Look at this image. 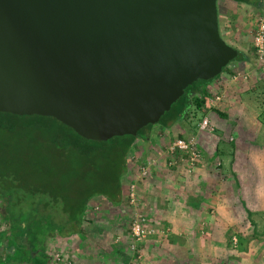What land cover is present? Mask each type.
I'll return each mask as SVG.
<instances>
[{"label": "water", "instance_id": "obj_1", "mask_svg": "<svg viewBox=\"0 0 264 264\" xmlns=\"http://www.w3.org/2000/svg\"><path fill=\"white\" fill-rule=\"evenodd\" d=\"M237 54L217 0H0V111L134 135Z\"/></svg>", "mask_w": 264, "mask_h": 264}, {"label": "crops", "instance_id": "obj_2", "mask_svg": "<svg viewBox=\"0 0 264 264\" xmlns=\"http://www.w3.org/2000/svg\"><path fill=\"white\" fill-rule=\"evenodd\" d=\"M253 8L232 0H217L219 31L229 44L247 56L246 59L237 60L243 64L246 72H249L246 68L250 43L254 50L252 35L247 34L250 28L248 14ZM261 9H264V0ZM231 62L206 84L211 93L220 91L223 94V98L213 106H207L206 97L204 101L208 110L203 116L209 117L210 124L217 131L200 129L198 123L201 119H186L169 126L154 123L142 132L143 137L135 139L130 148L137 157L140 156L141 163L150 162V168L145 177L138 178L136 165L135 168L129 166L123 178L124 193L128 186L124 179H129L128 182L135 180L139 188V205L157 227V233L139 242L136 249H131V213L126 194L125 200L117 205L95 196L87 205L81 231L54 235L39 252L27 244L22 254L20 251L23 248L19 247L18 242L17 247L13 248L11 238L3 239L0 243V264H259L256 245L241 240L248 238L249 231H254L259 211L264 213V114L255 111L251 105L250 110L245 103L240 104L244 109L236 112L239 106L234 100L243 96L247 86L239 81L244 79L241 76L231 79ZM229 118L232 122L241 123L236 130L235 140H231V147L223 142L224 133L220 131L223 129L222 119ZM250 122L255 125V131L252 129L250 140L243 142L239 138L244 132H250ZM189 130L192 133L195 131L202 151V158L191 173H187L183 166H168L165 151L166 143L174 135H185ZM215 153L221 157L224 155L226 166L219 168L215 166L216 163L212 164ZM230 178L233 183L229 181ZM227 180L230 187L232 184L237 186L239 197L231 195L229 199L227 192H224L223 182ZM236 200L245 210H239L236 207L239 205L231 207L242 214L238 221L234 220L236 217L229 210V203ZM246 218L252 222L247 234L236 224L244 222ZM233 223L237 226L238 239L232 236V245L238 253L231 257L228 251L232 246L227 235ZM2 228L3 225L0 226ZM56 252L60 253V259L55 257Z\"/></svg>", "mask_w": 264, "mask_h": 264}, {"label": "trees", "instance_id": "obj_3", "mask_svg": "<svg viewBox=\"0 0 264 264\" xmlns=\"http://www.w3.org/2000/svg\"><path fill=\"white\" fill-rule=\"evenodd\" d=\"M232 1L257 9L263 6V0ZM246 57L238 49L232 60ZM214 77L188 84L155 123L169 126L186 119L193 121L192 111L201 115L194 121L200 120L206 84ZM152 124L142 126L134 135L98 140L81 136L50 115L0 111V226L4 227L0 229V243L11 238V247L16 248L18 242L23 248L21 254L27 244L39 252L50 237L82 230V218L91 198L100 196L115 205L122 203L130 148ZM26 200L36 205L34 212L22 210L20 206ZM60 215L63 230L55 227Z\"/></svg>", "mask_w": 264, "mask_h": 264}, {"label": "rangeland", "instance_id": "obj_4", "mask_svg": "<svg viewBox=\"0 0 264 264\" xmlns=\"http://www.w3.org/2000/svg\"><path fill=\"white\" fill-rule=\"evenodd\" d=\"M247 10H248V8L245 9L244 12L247 13ZM248 15L250 16L249 17V24H250L249 26H250V28H248V31H247L248 33L247 34L249 36H251L252 32H253L254 25H255V20L257 19V17H259V16L264 17V9L257 10L255 8H253V9L250 10ZM249 46L251 47V49L247 50L248 51V55H249V64H248V67L246 68L249 71L248 72V76H247L246 79H242V80L240 79L239 80V81H242V84L247 86V90L244 91L243 96L241 95V97H238L237 99H235L234 103L239 106V109H236V112H237V110L239 111L241 108L244 109V107H241L240 104H244L245 103V105H247L249 109H250V105H251V107L252 106L254 107L255 111H259V112H262V114H264V63H261V62H259L257 60L256 54H255L254 50L252 49L251 43L249 44ZM230 66H232V68H235L236 70H241V71H244V68H245V67H243V64H241L240 62H237V60H232ZM210 94H211V91L207 90V88H206V96L205 97L207 98L208 96H210ZM205 110H208V109H207V107H205V104H204V114L206 112ZM197 114H198L197 112H195V113H194V111L191 112L192 120L199 119V117L201 115L198 117ZM224 117H226V116H224ZM224 117H222V118H224ZM227 120L222 119L223 123L221 124V126H223V129L221 128L220 131L222 133H224L223 134V137H224L223 142H227V144H228L227 146L231 147V144H232L231 140H235V138H236L235 137L236 130H237V128H239L241 123L240 122H236V123L232 122L230 118L227 119ZM262 123H263V136H262V139L264 140V122H262ZM224 124H225V126H224ZM254 127H255V125L250 122L249 123V127H248L250 129V132H249L250 134L244 132L242 134L241 138H239V139L242 140L243 142L249 141L250 138L252 137L251 130L253 129L255 131ZM213 131H217L216 128L213 129ZM190 135H194L195 136V131L192 133V130H189L185 134V136H190ZM174 136H176V135H174ZM196 137L197 136H195V138ZM237 138H238V134H237ZM196 140H197V138H196ZM197 143H198L199 147L201 148V144L198 142V140H197ZM208 147L210 149L211 145L208 146ZM132 154H134V153L130 151L129 152L128 161L131 162V163L129 164V166L131 168L132 167L135 168V165H136V171H137L138 170V165L141 163L142 160L140 159V156L137 157V159L131 158ZM134 155L136 156V154H134ZM212 157H214V159L212 160V162H213L212 164L216 163V165H215L216 167L221 168V167L226 166L227 159L224 157V155H222V157H221L220 154H216V155H212ZM217 163H220V164L217 166ZM130 171H129V174H130ZM179 176L183 177L181 173H179ZM124 180L127 181L126 184L128 185L129 184V182H128L129 179L126 178ZM229 181H231L233 183L231 178H230ZM223 184H224V192H227V194L229 195V199L232 198L231 195H233L234 198H236L237 196L239 197V194L237 192V190H238L237 186L234 187V185L232 184L231 187H230V184L228 183V180L224 181ZM232 186L234 188H232ZM137 192L139 194V188L138 187H137ZM30 198H32V197H28V199H30ZM229 205H230L229 206V210L233 211V213H234V215L236 217V218H234V220H236V221L241 220L242 214L237 212V210L235 208H231L233 206L239 205V206H236V207L239 210H243L245 212V210L241 208L240 202L239 201L237 202V200H236L232 204L229 203ZM20 207H22V210H24V213L34 212V210L36 209V205L31 206L29 204V200H26V203H24ZM129 208H130V213H131L132 212L131 206H129ZM49 214L53 215V212H49ZM49 214H48V216L50 217ZM263 214H264L263 211L260 210L259 211V217H258L259 220L257 222H255L256 223L255 224V228L256 229L254 228L253 232L249 231V233H248L249 236H247L248 238L244 237L243 240H241V242H245L246 244L249 243V244H255L256 245V247H257L256 249L259 250V251H257V253H258L257 257L260 260L259 264H264V216H263ZM236 224H239V226H241V228H243V231L245 232V234H247V229H250L251 226H252V222L249 220V218H246L244 220V222L243 221L239 222V223L236 222ZM236 224L233 223L231 225L232 228H230L228 230V235H227L228 238L230 239V243H231V246H232L230 248V250L228 251V254L231 257L233 255H235V253H238L235 250V247L232 245L234 243H232L233 239H231L232 236H235L236 240L238 239V236H237V233H236V229H237ZM229 225H230V223H229ZM55 227L58 228L59 230H63V215H60L59 219H57ZM129 246H130V242H129ZM246 253L249 255L248 252H246Z\"/></svg>", "mask_w": 264, "mask_h": 264}, {"label": "built area", "instance_id": "obj_5", "mask_svg": "<svg viewBox=\"0 0 264 264\" xmlns=\"http://www.w3.org/2000/svg\"><path fill=\"white\" fill-rule=\"evenodd\" d=\"M252 42L257 60L261 63H264V17L259 16L255 20V25L252 32ZM230 68L231 73L229 76L231 79H236L240 76L244 79L247 78L248 72L236 70L235 68H232V66H230ZM211 94L212 95L206 98L208 107L217 104V102L223 98V94L220 91H215ZM198 127L200 129H213V126L210 124V120L207 115H204L201 118L198 123ZM165 151L167 154V165L175 167L183 166L187 173H191L202 158L201 148L199 147L194 135L174 136L169 142L166 143ZM131 158L137 159V156L132 154ZM149 163L150 162L140 163L138 165V178H143L149 173ZM218 164L219 163H217V165ZM126 199L132 210L129 220L130 248L136 249V246L139 242H141L146 237L157 233L158 229L150 222L147 213H145L139 205V196L135 180H131L127 186ZM55 257L60 259V253L56 252Z\"/></svg>", "mask_w": 264, "mask_h": 264}]
</instances>
